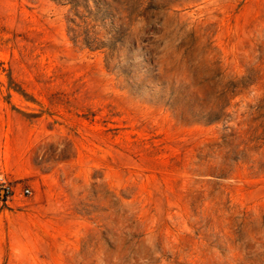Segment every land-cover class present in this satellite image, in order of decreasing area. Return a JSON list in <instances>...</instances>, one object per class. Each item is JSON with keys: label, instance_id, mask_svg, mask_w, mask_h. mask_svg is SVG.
I'll list each match as a JSON object with an SVG mask.
<instances>
[{"label": "rangeland", "instance_id": "374dc122", "mask_svg": "<svg viewBox=\"0 0 264 264\" xmlns=\"http://www.w3.org/2000/svg\"><path fill=\"white\" fill-rule=\"evenodd\" d=\"M0 177V264H264V0H0Z\"/></svg>", "mask_w": 264, "mask_h": 264}, {"label": "built area", "instance_id": "2783aa9c", "mask_svg": "<svg viewBox=\"0 0 264 264\" xmlns=\"http://www.w3.org/2000/svg\"><path fill=\"white\" fill-rule=\"evenodd\" d=\"M0 184L3 186V188H4V190L6 191V193L9 191L8 190V187L6 186V183H5V181L0 177ZM24 193H28V191L27 190H25L24 191Z\"/></svg>", "mask_w": 264, "mask_h": 264}]
</instances>
